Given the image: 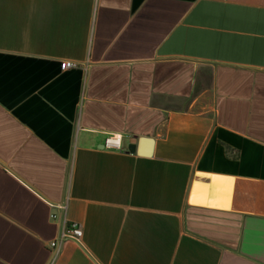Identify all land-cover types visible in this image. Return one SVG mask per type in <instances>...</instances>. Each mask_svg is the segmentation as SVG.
Listing matches in <instances>:
<instances>
[{
  "label": "crops",
  "instance_id": "crops-1",
  "mask_svg": "<svg viewBox=\"0 0 264 264\" xmlns=\"http://www.w3.org/2000/svg\"><path fill=\"white\" fill-rule=\"evenodd\" d=\"M0 264H264V0H0Z\"/></svg>",
  "mask_w": 264,
  "mask_h": 264
},
{
  "label": "built area",
  "instance_id": "built-area-1",
  "mask_svg": "<svg viewBox=\"0 0 264 264\" xmlns=\"http://www.w3.org/2000/svg\"><path fill=\"white\" fill-rule=\"evenodd\" d=\"M77 63L74 61L66 60L61 63V68L66 70L68 68L77 67ZM123 142V136L118 133L109 134L106 139L104 146L110 149H121ZM66 205L60 206V214L53 213V221H57L60 225L58 235L48 243V247L51 252L50 263L60 255L63 244L66 241H73L79 243L83 237V226L78 222H71L66 216Z\"/></svg>",
  "mask_w": 264,
  "mask_h": 264
}]
</instances>
